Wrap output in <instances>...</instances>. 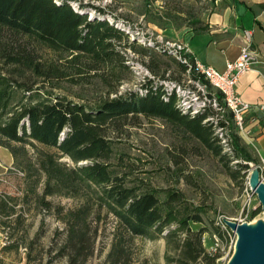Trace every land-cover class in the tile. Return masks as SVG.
<instances>
[{
	"label": "trees",
	"instance_id": "1",
	"mask_svg": "<svg viewBox=\"0 0 264 264\" xmlns=\"http://www.w3.org/2000/svg\"><path fill=\"white\" fill-rule=\"evenodd\" d=\"M72 1L0 0V147L9 150L22 171H34L37 184L43 180L39 200L47 209L51 208V203L44 200L47 196L85 198L78 208L61 214L65 239L59 249L60 257L66 258V264L87 263L97 233L91 229L93 216L104 211L116 221L104 264H131L136 237L164 240L165 264H220V255L203 247V235H216L224 242L227 226L208 220L203 207L186 205L180 192L169 191L161 200L153 191L128 186V175L121 172L122 166L117 163L115 141L107 134L108 129L118 131L127 120L139 116L156 118L186 132L218 157L222 150L208 121L212 117L210 111L185 113L177 107L175 92L167 93L160 81L147 80L138 90L105 99L93 107L54 95L30 82L28 73L49 82L70 77L83 80L90 71L104 79L108 87L122 79L126 67L121 48L135 51L136 44H127L128 37L118 28V19L104 16L105 12L95 6L80 3L74 8ZM87 8L93 9L94 15L88 16ZM193 25V34L208 30L206 23L197 21ZM36 44L58 54L57 60L62 64L39 62L32 51ZM178 65L185 72L186 65ZM115 92L114 85L107 91ZM219 126L225 127L222 123ZM35 144L57 153L39 149ZM26 147L34 152L33 164ZM238 156L233 155L236 159ZM63 157L73 166L60 162ZM238 167L239 171L249 168L247 163ZM225 170L237 178L232 168L225 166ZM3 209L0 204V213ZM259 211H252L250 219ZM191 224L201 226L193 228Z\"/></svg>",
	"mask_w": 264,
	"mask_h": 264
},
{
	"label": "rangeland",
	"instance_id": "2",
	"mask_svg": "<svg viewBox=\"0 0 264 264\" xmlns=\"http://www.w3.org/2000/svg\"><path fill=\"white\" fill-rule=\"evenodd\" d=\"M80 3L101 8L104 16L118 19L117 26L128 37L127 44H136L135 51L121 48L126 67L121 73L122 79L108 87L104 79L90 71L86 72L83 80L70 77L49 82L35 79L28 73V78L32 79L30 82L37 83L35 87L89 107L135 91L147 80L180 85L181 91L190 87L194 93L180 94L181 103L188 102L186 109L192 111L191 114L203 109L212 113L208 121L213 126L216 143L220 144L221 156H214L189 134L162 120L139 116L138 119L127 120L118 131H107L115 141L113 148L119 158L116 162L122 166L121 172L128 175V186L139 191H153L161 200L169 191L180 192L186 205L203 207L208 220L215 222L238 225L264 222L262 204L249 184L254 174L264 184L253 149L236 129L221 94L202 78L196 79L197 86L192 85L189 81L192 82L194 76L181 71L178 65L181 60L173 53L177 51L174 46L184 45L182 35L195 26L193 23H205L212 3L193 0H74L70 5L76 8ZM86 12L89 16L95 11L87 8ZM32 51L37 54L39 62L54 61L57 66L63 62L57 60L60 59L58 54L44 46L36 44ZM63 57L68 59V56ZM100 75L107 78L106 73L101 72ZM113 85L115 94H108ZM220 123L225 127H220ZM245 125L248 126L247 120ZM36 146L57 153L38 144ZM26 150L33 164L34 152L30 147ZM236 153L239 154L237 159L233 157ZM60 162L73 166L66 157ZM243 163L248 164L247 171H239L238 166ZM16 164L9 150L1 146L0 204L4 212L0 213V264H66V258L59 255L65 239L61 214L78 208L85 198H68L59 194L47 196L45 202L51 203V208L47 209L39 200L43 180L37 184L34 171L32 173L28 168L24 172ZM225 166L232 168L237 178H232ZM255 210L260 211L250 219L251 212ZM93 220L91 229L92 232L96 229L97 233L93 254L86 264H104L116 221L104 211L93 216ZM191 225L193 228L201 226ZM227 231L231 232L228 227ZM236 240L232 235V238L226 236V241L221 242L216 235L205 233L203 247L212 254L210 249L216 248L220 264H228L234 254ZM131 249V264H165L166 250L162 239L151 241L136 237Z\"/></svg>",
	"mask_w": 264,
	"mask_h": 264
},
{
	"label": "crops",
	"instance_id": "3",
	"mask_svg": "<svg viewBox=\"0 0 264 264\" xmlns=\"http://www.w3.org/2000/svg\"><path fill=\"white\" fill-rule=\"evenodd\" d=\"M205 23L208 30L203 34H193L190 30L183 33L187 54L223 72L226 63L234 61L244 45L243 31H250L259 64L239 76L235 92L250 105L264 106V79L260 75L264 74V0H216ZM246 120L252 136L249 146L257 161L264 159V112H250Z\"/></svg>",
	"mask_w": 264,
	"mask_h": 264
},
{
	"label": "built area",
	"instance_id": "4",
	"mask_svg": "<svg viewBox=\"0 0 264 264\" xmlns=\"http://www.w3.org/2000/svg\"><path fill=\"white\" fill-rule=\"evenodd\" d=\"M243 40H244V45L241 48L238 57L232 62H227L225 66V70L223 72H219L216 69L212 68L211 66L203 64L199 62L198 60L190 57V55L187 54L184 45L174 46L176 47L177 51H173V53L179 58V60H181L180 62L186 65L185 73L190 77L194 76L193 77L194 80L192 79L193 80L192 82L189 81L192 85L197 86L198 80L196 79L202 78L214 90H216L218 93L221 94V96L223 97L225 106L232 114V118H233L236 129L245 138L247 144L252 145L251 131L245 125L246 116L250 112H253V111L264 112V106L263 105H257V106L250 105L244 102L235 92V86H236L239 76L244 73L254 70L255 67L259 64V56H258L257 51L253 48L252 34L250 31H247V30L243 31ZM260 75L264 79V74L260 73ZM152 81H159V80H152ZM160 84L163 90H165L167 93H170L172 91L175 92L178 98V101H177L178 108L183 110L185 113H188L189 115L197 114V113L191 114L192 111L186 109L188 102L182 101L181 103V100H180V94L186 93L188 95H192L191 93H194V91L189 89L190 87H187V89L181 91L180 85L170 84V83L166 84V81L164 82L160 81ZM257 167L259 168L261 172V180L262 182H264V159L260 158L258 160ZM223 224H225V222ZM225 226L223 225L224 228ZM232 235L234 239L236 240L237 234L232 231L231 232L227 231V236L229 238H232ZM233 242L234 241L231 240V243ZM210 250L213 253L217 251L216 248H211Z\"/></svg>",
	"mask_w": 264,
	"mask_h": 264
},
{
	"label": "water",
	"instance_id": "5",
	"mask_svg": "<svg viewBox=\"0 0 264 264\" xmlns=\"http://www.w3.org/2000/svg\"><path fill=\"white\" fill-rule=\"evenodd\" d=\"M264 211V202L258 196ZM225 225L238 235V253L231 264H264V223L253 230L244 224L225 222Z\"/></svg>",
	"mask_w": 264,
	"mask_h": 264
},
{
	"label": "bare ground",
	"instance_id": "6",
	"mask_svg": "<svg viewBox=\"0 0 264 264\" xmlns=\"http://www.w3.org/2000/svg\"><path fill=\"white\" fill-rule=\"evenodd\" d=\"M250 186L253 188V190H255V192L258 194V196L261 198V200L264 202V184L263 183H260L258 180H257V176L256 174H254L253 178H251L250 180ZM264 222H262L263 224ZM260 223L259 222H256V221H253L249 224H244L248 229L250 230H253L257 227V225H259ZM238 237V235H237ZM238 239V238H237ZM237 241H236V244H235V247H234V254L232 256V258L230 259L229 263L228 264H231L234 260V258L236 257L237 253H238V250H237Z\"/></svg>",
	"mask_w": 264,
	"mask_h": 264
}]
</instances>
